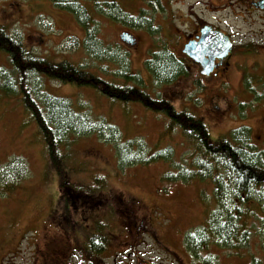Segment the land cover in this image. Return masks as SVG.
Wrapping results in <instances>:
<instances>
[{
    "label": "rangeland",
    "instance_id": "374dc122",
    "mask_svg": "<svg viewBox=\"0 0 264 264\" xmlns=\"http://www.w3.org/2000/svg\"><path fill=\"white\" fill-rule=\"evenodd\" d=\"M116 1L130 17L137 18L145 12L153 19V31L133 29L107 16H98L94 8L89 7L97 22L98 39L106 46L119 45L121 50H129L132 72L147 83L146 88H139L153 98L166 100L174 110L201 119L209 130L211 142L248 127L252 144L264 154V101L258 99L262 92L260 84L264 81V14H253L244 7L230 4L229 0H158L162 8L156 1H152L153 7L149 4L151 0ZM212 4L213 8L221 7L220 11L211 12L208 6ZM196 17L220 26L232 37L236 50H240L236 58L240 64L236 66L233 57L231 68L214 80L205 79L200 69L181 53L186 38L195 29ZM0 25L27 49L51 62L90 63L83 48L84 29L73 15L56 8L50 1L0 0ZM125 33L134 36L132 42L121 40ZM75 42L79 45L73 46ZM163 49L181 60L188 73L172 84L158 87L146 62ZM255 53L257 58L247 56ZM2 66L9 67L8 57L0 53ZM107 67L111 71L117 68ZM96 74L106 78L101 73ZM37 87L55 97L69 99L77 111L115 126L124 141L143 139L148 151L153 152L172 147L176 163L174 168L165 162L122 167L114 145L96 135L72 136L70 147L59 148L62 167L68 183L87 195H80L77 206L66 213L73 219L71 225H66L61 221L64 215L60 207L59 176L39 127L20 95L6 96L0 92V264H41L36 260L39 256H35L38 243H52L56 237L63 238L66 231L75 241L81 227L88 230V235L98 231L113 243L126 241L122 237L124 227L119 212L122 208L128 209L125 214L133 211L137 219H145L142 243H153L151 239L156 235L162 243L178 247L185 255L182 245L186 235L209 219L216 200L209 181L184 182L166 177L169 172L174 177H184L178 165H184L186 171L193 166L192 144L181 130L172 126L161 113L155 114L136 103L113 100L90 87L61 85L41 77ZM16 161H21L26 168V174L17 182V168L13 169ZM97 198L103 204L89 206ZM260 211L259 207L251 210L248 225H255L248 249L229 251L212 247L211 251L203 252L202 258L212 259L216 255L215 264H250L256 256L264 264L261 247L264 245V213ZM59 216L60 224L54 225L51 218ZM92 216L96 221H90ZM130 239L135 241L136 232Z\"/></svg>",
    "mask_w": 264,
    "mask_h": 264
},
{
    "label": "trees",
    "instance_id": "16d2710c",
    "mask_svg": "<svg viewBox=\"0 0 264 264\" xmlns=\"http://www.w3.org/2000/svg\"><path fill=\"white\" fill-rule=\"evenodd\" d=\"M47 1L73 15L84 29L86 36L83 48L90 63L82 65L72 60L51 62L27 49L21 40L0 25V53L8 57L9 65L8 68L0 67V92L6 96L20 95L24 107L37 123L52 165L59 176L60 207L75 208L79 196L86 195L75 190L72 183H68L61 163L59 148L70 147L72 136L82 138L96 135L105 143L114 145L122 167L165 162L174 168L175 150L167 147L153 152L148 151L143 139L124 141L116 127L77 111L69 99L55 97L40 90L37 87L40 77L61 85L90 87L105 97L125 104L136 103L155 114L161 113L167 117L172 126L180 129L183 137L192 144L190 157L193 158V166L186 171L184 165H178L185 173L184 177H174L171 172L166 177L184 182L197 179L209 181L214 188L216 200V208L209 219L186 235V250L203 264H215L217 256L210 253L214 255L212 259H203V252L212 247L229 251L248 249L255 225H248L253 214L251 210L259 207L262 210L260 212L264 213V154L252 144L250 129L243 127L217 142H211L209 130L201 119L187 112H178L166 100L153 98L141 90L139 87L146 88L147 83L139 74L132 72L129 50H121L119 45L106 46L98 39L97 22L90 14L89 7L94 8L98 16L104 15L116 23L151 32L153 19L148 18L145 12H141L143 14L137 18L130 17L116 0ZM152 1H156L161 7L158 0H151L149 4L153 7L155 5ZM78 45L77 42L73 44ZM103 63L107 65L100 67ZM112 65L117 67L116 71L107 67ZM146 65L158 87L172 84L188 73L185 64L166 49L153 54ZM96 72L106 78L98 76ZM261 88L258 99L264 101V81L261 82ZM15 168L17 182L26 174V168L21 161H16L13 169ZM118 199L121 200L120 197ZM93 201L89 206L99 207L103 204L100 198ZM261 247L264 250V245ZM250 264H262V260L255 256Z\"/></svg>",
    "mask_w": 264,
    "mask_h": 264
},
{
    "label": "flooded vegetation",
    "instance_id": "af4514ba",
    "mask_svg": "<svg viewBox=\"0 0 264 264\" xmlns=\"http://www.w3.org/2000/svg\"><path fill=\"white\" fill-rule=\"evenodd\" d=\"M229 2L237 7H244L253 14H264V9L257 7V5L264 3V0H229ZM224 6L226 7V5ZM208 8L211 12L216 10H218L216 12H219L221 7L213 8L212 4L208 6ZM212 23L213 22L201 20L196 17L195 29L192 34L186 38L187 40L184 42L183 46L189 42H199L202 36V29L207 25L212 26L213 30L228 35L220 26ZM230 39L233 44L232 53L224 58H216L214 61V71L210 76L204 77L205 79L214 80L220 76L222 71H224L223 74L226 73V71L231 68L230 60L233 57L237 62L235 63L236 66L240 64V62L236 60L240 50H236L232 37H230ZM181 53L184 55L182 51ZM243 54L245 53L243 52ZM247 56H254V58L258 57L256 53ZM185 58L189 59V62L191 61L201 72L202 68L198 63L186 56ZM251 59L253 58L251 57ZM62 209V215H64L63 220H61L59 216L55 219L51 218L50 221H52L54 225H59L60 220L62 223H66V225H71L73 219L66 215L70 209ZM127 211L128 209L126 208L119 209L124 227L122 237L123 240L126 241L118 240L117 243H115V241L113 243L111 239L104 238L98 231L91 232V234L88 235V230L81 227L82 230L75 241L69 238L70 233L66 231L62 236L63 238L56 237V239H54L55 241L52 243H38V254L36 253L35 256L39 257L38 259L36 257V260H40L41 264H203L202 261L197 260L193 255L188 253L184 243L182 248L184 249L185 255L181 254L178 247H172L170 243H162L157 239L156 235L151 239L153 243H142L140 237H142L145 219H137L133 211L131 212L132 216H129L131 214H125ZM93 219L96 221L93 216L90 221H93ZM91 225L93 226L92 223ZM134 232H136V239L132 242L130 238ZM145 234L146 229L144 231V235Z\"/></svg>",
    "mask_w": 264,
    "mask_h": 264
},
{
    "label": "water",
    "instance_id": "95a60500",
    "mask_svg": "<svg viewBox=\"0 0 264 264\" xmlns=\"http://www.w3.org/2000/svg\"><path fill=\"white\" fill-rule=\"evenodd\" d=\"M264 9V3L257 5ZM125 43L132 42L130 36H122ZM233 45L228 36L222 32L213 30L206 26L202 29V36L199 42H189L185 45L183 53L194 62L198 63L203 76H210L214 71V61L216 58H224L232 53Z\"/></svg>",
    "mask_w": 264,
    "mask_h": 264
},
{
    "label": "bare ground",
    "instance_id": "6f19581e",
    "mask_svg": "<svg viewBox=\"0 0 264 264\" xmlns=\"http://www.w3.org/2000/svg\"><path fill=\"white\" fill-rule=\"evenodd\" d=\"M140 13V12H139ZM99 15V14H98ZM153 16V15H152ZM145 30V29H144ZM149 33V32H148ZM229 37H231V36H229ZM232 42V41H231ZM130 48V47H129ZM241 49V48H240ZM259 49V48H258ZM176 57V56H175ZM257 68V67H256ZM262 70H264V69H262ZM244 71V70H243ZM264 72V71H263ZM241 73H242V71H241ZM247 73V72H246ZM262 74V73H261ZM151 78V77H150ZM244 79H245V76H244ZM262 79V78H261ZM196 80V79H195ZM199 80V79H198ZM261 85V84H260ZM162 88V87H161ZM167 88V87H166ZM185 111V110H184ZM178 112H180V111H178ZM169 125V124H168ZM167 125V126H168ZM112 126V125H111ZM115 127V126H114ZM169 127V126H168ZM123 143V142H122ZM154 154V153H153ZM152 155V154H151ZM94 180H95V178H94ZM75 184V183H74ZM87 195V194H86ZM92 195V194H91ZM84 198V197H83ZM81 203V202H80ZM85 207V206H84ZM77 215H78V213H77ZM79 215H80V213H79ZM82 218H83V216H82ZM80 221V220H79ZM238 254V253H237ZM235 255V254H234Z\"/></svg>",
    "mask_w": 264,
    "mask_h": 264
}]
</instances>
